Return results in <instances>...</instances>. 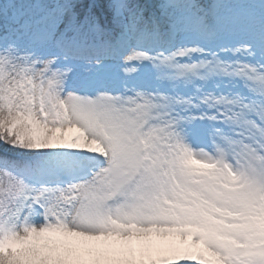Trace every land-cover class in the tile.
I'll return each mask as SVG.
<instances>
[{
	"label": "snow or ice",
	"instance_id": "obj_1",
	"mask_svg": "<svg viewBox=\"0 0 264 264\" xmlns=\"http://www.w3.org/2000/svg\"><path fill=\"white\" fill-rule=\"evenodd\" d=\"M0 264H264V0H0Z\"/></svg>",
	"mask_w": 264,
	"mask_h": 264
}]
</instances>
